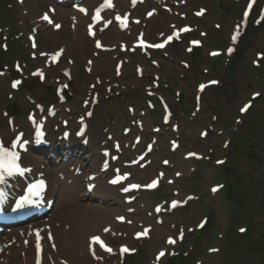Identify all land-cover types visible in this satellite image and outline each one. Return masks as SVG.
Returning a JSON list of instances; mask_svg holds the SVG:
<instances>
[{"label": "rangeland", "instance_id": "rangeland-1", "mask_svg": "<svg viewBox=\"0 0 264 264\" xmlns=\"http://www.w3.org/2000/svg\"><path fill=\"white\" fill-rule=\"evenodd\" d=\"M31 1L6 0L3 6L0 4L3 148L7 149L6 144L17 132L28 136L27 113L37 105L57 109L49 122L52 132L61 129L63 119L75 128L76 119L88 110L92 113L86 120L89 142L75 141L77 152L66 162L56 159L52 164L55 171L67 174L76 162L74 168H80L107 148L118 155L115 161L125 170L133 171L139 183H145L160 170L167 174L158 189L136 196L139 203L148 202L145 208L130 203L123 211L131 221H138V229L142 225L149 227L152 237L137 238L134 230L119 240L109 237L114 246L127 244L130 253L118 254L116 246L115 254H102L101 261L93 264H264V245L251 255L243 250L246 247L242 236L245 234L253 242L262 241L264 235V0H257L252 10H246L247 0L138 1L126 13L135 22H142L130 24L131 33L143 29L153 39L161 33L162 39L181 25L192 29L178 34L165 49L150 55L137 50L126 57L119 49L110 51L107 70L89 68L87 59L93 54L94 42L82 34V49H75L72 55L64 54L61 59L63 67L71 68L70 79L63 78L61 65H50L49 58L40 55L46 54L42 48L47 41L34 31L27 15L22 19ZM32 8L33 2L30 19L37 14ZM242 25L247 26L245 30ZM31 36L42 45L41 50L34 48ZM190 40L199 41V48H193ZM228 47L238 54H227ZM219 50L232 60L231 66ZM214 52L216 55H212ZM156 59L162 60L159 66L153 65ZM116 60L127 61L122 73L116 68ZM39 68L44 69L45 80L39 79ZM139 68L143 70L141 75ZM10 81L20 83L13 87ZM59 85L62 89L56 90ZM200 85L205 86L203 90ZM162 103L171 109L169 124L162 123ZM246 105L242 114L240 108ZM154 128L159 130L153 131ZM127 129L130 132L124 134ZM137 136L141 140L134 143ZM117 141L122 151L114 148ZM169 141L178 143L175 150H171ZM147 143H153L154 151L148 154L150 159H144L146 166L126 167L136 161ZM196 154L203 157L197 159ZM227 158L226 164L218 166ZM164 160L169 165L164 166ZM76 180L80 183L72 190L82 194V179ZM225 181L232 189L226 187L219 192L218 182ZM73 191L67 199L76 195ZM111 194L122 202L123 197L116 190ZM240 197L244 200L241 205L237 199ZM172 198L181 199L185 205L169 211L166 204ZM156 204L161 205V211L154 215L152 207ZM49 216L51 213L46 217ZM157 218L164 223L155 224ZM168 235L178 242L166 244ZM213 248L219 251L210 252ZM161 251L165 252L162 256ZM10 253L11 250H0V264L8 262V255L12 263L19 260L20 255ZM65 256L60 263L71 264Z\"/></svg>", "mask_w": 264, "mask_h": 264}, {"label": "bare ground", "instance_id": "bare-ground-1", "mask_svg": "<svg viewBox=\"0 0 264 264\" xmlns=\"http://www.w3.org/2000/svg\"><path fill=\"white\" fill-rule=\"evenodd\" d=\"M32 2V10L37 13L36 16L31 19L34 25V31H37L36 33L38 35L40 33L42 34L41 36L44 35V39L47 42L43 45L42 52H46L49 57H52L57 52H60L62 56L64 54L72 55L75 49H82V34H84L85 37H88V35L91 36L95 46H97V41H99L101 47H108L110 49L112 46L116 48L125 46L127 38L132 36V33L128 32L130 21L128 25H123L121 21L117 19V16L120 11H129L133 0H113L112 8L118 10L112 17L108 16L110 10L103 13L106 20H110L108 26H105L103 21L100 23L94 22L95 16L93 10L102 0L75 1L68 6L56 1L52 3L46 2L42 6H45L49 10L48 12H43L41 10L42 7L39 9L40 0H32ZM81 8L86 11H80ZM45 14L52 20V23L43 19ZM52 17L55 19L53 20ZM120 17H123V15ZM154 23L156 22L154 21ZM55 24H59L61 27L56 28ZM69 27L72 31L68 33ZM133 38H135V35H133ZM157 38H159L158 34ZM133 41L131 43L128 42V44L132 45ZM158 42L160 43V41H154L148 37L145 38L144 47H146V51L150 52L148 48L153 47L152 45ZM35 47L41 50L42 45L37 43ZM109 53V51H100L98 47L93 48V54L87 61L89 68H91V70L109 69ZM61 54L58 56V63L60 65L62 62V60H60ZM125 55H127V52ZM124 64L125 61H122L121 64L117 65L121 73ZM61 68L62 70H70V66L63 67V64ZM72 142L68 147H62L61 143L59 144L57 141V151H62L59 153L60 155L57 156H65L67 150H71V152L73 151V153H75L76 148L73 146ZM120 149L122 150L121 147ZM18 151L24 158L29 160L24 165L25 168L23 167L24 174L33 175L34 177L46 173L48 176L49 184L45 193L49 201L53 200V207L51 208V216L41 217L25 225L7 230L0 235V243L3 245L0 247V250L2 249L3 252L11 250V255H20L19 260L14 264H62L60 260L66 257L65 255H67L71 264H93L95 261H101V255L105 253L101 250L102 245L107 244L108 249H111V251H109L111 254H115L116 248H127V244L124 245L123 243H119L114 246L108 243L109 237L119 240L126 238L131 230H135L134 233L140 231L136 226L138 221L133 219L130 230L127 233V219H131L130 216L127 218V214L123 213L127 205L119 202L116 195L111 194V192H113L112 190L117 188L118 185L112 184L114 186H110V179L106 177L109 173L107 172L109 165H111V167L113 166L112 161L108 162V167L104 166L103 160L105 157L103 155L97 157V154H95L86 166L87 168H93V171L96 172L90 173L88 177L91 176L92 181L96 180L100 185L95 188L93 193H86V187L92 188L94 184H85L82 194L74 193L73 195L76 194L75 196L72 195L73 197H71V199H67V195L69 196L70 192H67L68 189L61 181V178H59L60 174L53 172L51 158H43L39 153L34 154L29 144H26L25 150ZM69 155L71 156V154ZM69 155L68 159L71 158ZM68 159L66 161H68ZM115 166L123 168L118 162ZM151 166L153 167V165ZM87 172L92 171L87 170ZM82 173L85 174V170H83ZM166 175L165 173L164 177H166ZM133 177V174H131L126 183L136 181ZM68 180L73 183L74 179L68 176ZM0 183L3 186H7L12 182L9 178H1ZM133 203L137 207L141 206L142 208L148 205V202L143 200L139 203L133 199ZM137 216L139 215H135V218H137ZM120 217H123V219H119ZM105 229H107V231H105ZM147 232L148 234L146 237H152V233L150 231ZM93 237H99V240L94 241L92 239ZM91 252L95 253L96 256L94 258L91 257ZM9 257L10 255H8V258Z\"/></svg>", "mask_w": 264, "mask_h": 264}, {"label": "snow or ice", "instance_id": "snow-or-ice-1", "mask_svg": "<svg viewBox=\"0 0 264 264\" xmlns=\"http://www.w3.org/2000/svg\"><path fill=\"white\" fill-rule=\"evenodd\" d=\"M106 3L108 4L109 7L111 6L110 0H106ZM80 11L83 12V11H86V10L83 9V8H81ZM99 11H100V9H97V16L94 17V19H96V18L99 17ZM197 14L199 15V14H201V13H197ZM148 15H152V13H149ZM43 19L47 20L49 23H52V20L49 19V17H48L47 14L44 15ZM117 19L119 20V19H121V18L118 16ZM125 19H126V18H125ZM55 27H56V28H60L61 26H60L59 24H55ZM171 39H172V37L169 36V37H168V40H171ZM233 39H235V37H233ZM193 43H199V41H193ZM34 46H35V45H34ZM97 46H98V47L100 46L99 41H97ZM152 46H153V47L160 48V47H163L164 45H163V44H155V45H152ZM61 51H62V50H61ZM229 51H231V49H229ZM60 54H61L60 52L55 53V54L52 56V59L55 61V60L57 59V57H58ZM42 55H44V53H42ZM213 55H216V53H213ZM38 73H39L41 79H43V73H40L39 70H38ZM19 83H20V81H15V82L13 83L12 86H13V87H16ZM212 83H217V82H216V81H213ZM204 87H205L204 85H200L201 90H203ZM257 95H258V94H257ZM247 107H248V106L246 105L245 108H242V109H241V111H245ZM0 154H3V155H5V156H7V155L9 154V150L3 148L2 144H0ZM190 155H192V154H190ZM17 158H18V157H17V154H16L15 152H12V153H11V159H12V161H13V166L16 167V168L18 169V166L14 164V162H15V160H16ZM165 163H167V161H165ZM0 167H2V165H0ZM8 172H9V174H11V168L8 169ZM2 175H3V173L0 172V177H2ZM178 175H179V174H178ZM116 182H117V181H113V183H116ZM156 183H157L156 181H153L152 184L147 185V187H155V186H156ZM131 187H133V188H138V187H140V185L133 184V185H131ZM216 190H217L216 188H213V191H216ZM124 191H128V189L125 188ZM176 203H177V202H173V205H172V206L175 207V206H176ZM159 210H160V209L158 208L157 211H159ZM119 219H123V217H120ZM105 231H107V229H105ZM241 231H244V229H241ZM92 239H93L94 241H97V240H99V237H93ZM169 242H170V243H174L175 241H172V240L170 239ZM102 246H103V245H102ZM107 250H108V251H111L110 248L107 249ZM124 250L127 251V249H124ZM160 255L162 256V255H164V253L161 252Z\"/></svg>", "mask_w": 264, "mask_h": 264}, {"label": "trees", "instance_id": "trees-1", "mask_svg": "<svg viewBox=\"0 0 264 264\" xmlns=\"http://www.w3.org/2000/svg\"><path fill=\"white\" fill-rule=\"evenodd\" d=\"M241 141H243V140H241ZM229 189H232L231 185H229ZM237 199H239L238 202L240 201L239 202L240 205L244 201L242 198H237ZM243 240L245 241V247H246L243 250L246 252H256L258 249L261 250L262 246L264 245V236H263L262 241L255 240V241L251 242V240L247 236Z\"/></svg>", "mask_w": 264, "mask_h": 264}]
</instances>
